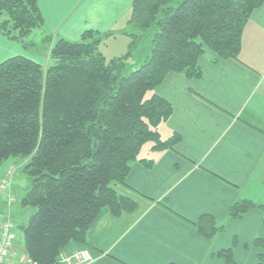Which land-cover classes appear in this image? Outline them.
Here are the masks:
<instances>
[{
    "label": "trees",
    "instance_id": "obj_1",
    "mask_svg": "<svg viewBox=\"0 0 264 264\" xmlns=\"http://www.w3.org/2000/svg\"><path fill=\"white\" fill-rule=\"evenodd\" d=\"M263 2L133 0L121 31L129 38L128 50L107 60L99 47L114 32L88 30L69 41L46 30L37 0H0V35L33 47L25 40L43 30L42 51L50 62L46 72L23 55L0 63V164L30 157L21 205L35 211L27 225L16 228L31 260L60 264L70 244L87 243V231L104 209L115 218L137 210V202L112 185H125L131 165L144 162L137 156L146 142L163 151L181 140L178 134L162 140L158 128L173 107L154 90L169 73L200 79L199 59L206 51L213 62L237 60L243 29ZM252 209L264 212L239 200L229 218L242 220ZM195 227L208 240L225 231L211 215L201 216ZM253 245L264 248V241ZM217 257L237 264L233 249ZM258 258L264 264V254Z\"/></svg>",
    "mask_w": 264,
    "mask_h": 264
},
{
    "label": "crops",
    "instance_id": "obj_2",
    "mask_svg": "<svg viewBox=\"0 0 264 264\" xmlns=\"http://www.w3.org/2000/svg\"><path fill=\"white\" fill-rule=\"evenodd\" d=\"M37 2L49 33L79 41L88 30H113L132 0ZM17 55L41 61L0 35V63ZM213 58L211 53L199 59L200 79L169 73L154 90L173 107L158 129L161 138L178 134L181 140L172 149L151 147L144 162L131 165L125 185L115 189L134 199L137 210L115 218L104 209L87 231V243H72L64 252L86 248L91 264H223L217 253L230 244L233 227L253 235L262 226L258 209L239 221L228 213L239 200L259 203L263 193L264 2L243 29L238 59ZM203 215L224 221L226 233L202 237L195 224ZM17 241L8 264L25 253Z\"/></svg>",
    "mask_w": 264,
    "mask_h": 264
},
{
    "label": "rangeland",
    "instance_id": "obj_3",
    "mask_svg": "<svg viewBox=\"0 0 264 264\" xmlns=\"http://www.w3.org/2000/svg\"><path fill=\"white\" fill-rule=\"evenodd\" d=\"M133 1V0H132ZM132 5V2H131ZM131 14V7L129 12L125 17H123L122 21L111 30L115 34L113 36H110L109 38L105 39L102 44L99 47L100 52L106 57L107 60L118 58L122 55H124L128 50V43L129 38L122 34V29L126 27V21L129 19ZM124 27V28H123ZM107 31V32H111ZM105 32V33H107ZM117 35V36H116ZM57 35H55L56 37ZM55 40V38H54ZM27 43H33V47L29 44L26 45V47H22V45H19L22 47V49L28 53L36 56L35 58H41L39 61L40 65L44 72H46V69L49 67L50 62L47 56V53H44L42 50L46 47V35L43 33V30L35 29L33 33L25 40ZM43 53V54H41ZM211 52L206 51L205 55H210ZM151 92H148L146 94V98L150 97ZM161 126L158 128L160 129ZM161 132V130H160ZM163 138V137H162ZM164 140V139H162ZM152 142H146L141 150L139 155L137 156L138 160L141 158H146L149 152V149L152 147ZM30 157L21 158V157H11L7 161L0 164V172L2 171V174L0 176V180L3 178V174L5 172V169L8 167H14L15 172L13 175V178L10 182V184L7 187V190L3 192V194L0 195V225L5 220H10L14 226H16L18 223L27 225L28 220L32 213L35 211L33 208L30 207H22L21 201L24 198L26 191L29 186V181L27 175L24 173L23 169L24 166L29 162ZM113 188H115L117 191L121 189V185H112ZM12 195L14 197V203L11 205L6 204V208L4 205H2V201L7 202V196ZM259 203H256L260 206L264 207V187H263V193L261 196H259ZM255 204V203H254ZM106 210V209H105ZM263 214L264 212L260 211ZM20 219H19V218ZM22 218V219H21ZM19 219V220H18ZM21 220V222H19ZM219 224L225 226L224 221L218 222ZM18 234V243L23 244V234L20 229H15ZM232 231V237L230 244L227 247H224V249H233L234 258L237 264H257V263H263L261 259L258 258V254H264V248L261 245L254 246L253 242L256 239H262L264 241V222L262 223V226L254 232L249 235L243 233V229L238 227H233L231 229ZM226 233V230L222 232L219 235H224ZM235 240V241H234ZM72 246V245H70ZM95 245H90L89 249L95 251ZM83 249V248H81ZM86 249V248H85ZM88 250V249H87ZM97 250V249H96ZM73 252H63L65 255H69L74 253ZM90 252V251H89ZM91 254V253H90ZM22 258H20L21 260ZM21 261L16 262L15 264H21Z\"/></svg>",
    "mask_w": 264,
    "mask_h": 264
},
{
    "label": "built area",
    "instance_id": "obj_4",
    "mask_svg": "<svg viewBox=\"0 0 264 264\" xmlns=\"http://www.w3.org/2000/svg\"><path fill=\"white\" fill-rule=\"evenodd\" d=\"M14 172V167H8L5 169L3 178L0 180V195L7 190V187L13 178ZM13 203L14 197L12 195H8L6 204L11 205ZM15 229L16 226H14L10 220H5L0 225V264H8L11 252L15 248V242L17 241ZM21 258V264H39L36 261L31 260L27 256L26 252ZM92 261L93 258L89 250L85 248L76 250L74 253L69 255L62 253L59 256L60 264H91Z\"/></svg>",
    "mask_w": 264,
    "mask_h": 264
}]
</instances>
